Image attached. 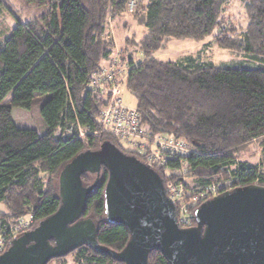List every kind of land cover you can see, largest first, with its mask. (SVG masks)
Returning a JSON list of instances; mask_svg holds the SVG:
<instances>
[{"label": "trees", "instance_id": "obj_1", "mask_svg": "<svg viewBox=\"0 0 264 264\" xmlns=\"http://www.w3.org/2000/svg\"><path fill=\"white\" fill-rule=\"evenodd\" d=\"M24 1L43 8L42 13L18 20L8 31V18L0 9V220L13 224L31 216L34 226L54 213L62 168L104 141L143 159L138 150L124 148L120 138L100 130L98 112L106 99L88 87L93 80L106 83L98 75L115 54L113 77L134 97L146 133L183 139L190 149L182 172L189 194L217 181L233 188L264 186V0H240L244 25L224 16L228 0ZM130 1L132 18L144 32L126 35L117 54L107 17L119 20ZM209 35L210 43L232 52L234 60L215 64L192 55L174 60L155 56L171 39L198 41ZM35 104L44 129L18 127L12 106L29 109ZM75 121L95 133L81 139L54 133ZM250 141L260 148L258 164L239 157ZM165 166L178 168L179 159L168 158ZM154 170L166 175L163 168ZM41 173L47 174L45 179ZM107 177L105 168L81 174L83 185L94 184L86 194L83 217L91 218L99 244L120 251L129 234L106 217ZM201 203L189 205L193 224ZM69 257L74 264H123L86 244L47 264H66ZM148 262L168 264L157 249L150 251Z\"/></svg>", "mask_w": 264, "mask_h": 264}, {"label": "water", "instance_id": "obj_2", "mask_svg": "<svg viewBox=\"0 0 264 264\" xmlns=\"http://www.w3.org/2000/svg\"><path fill=\"white\" fill-rule=\"evenodd\" d=\"M104 166V211L129 238L120 251L98 243L95 226L83 217L86 194L81 174ZM60 204L51 215L14 237L0 264H47L86 244L123 264H149L151 250L168 264H264V186H237L202 202L195 224H177L175 203L160 175L132 154L104 141L73 157L58 175Z\"/></svg>", "mask_w": 264, "mask_h": 264}, {"label": "built area", "instance_id": "obj_3", "mask_svg": "<svg viewBox=\"0 0 264 264\" xmlns=\"http://www.w3.org/2000/svg\"><path fill=\"white\" fill-rule=\"evenodd\" d=\"M134 7V1L129 2V9ZM115 54L109 61V65L105 66L98 75L99 79H104L106 83H99L93 80L88 87L93 88L99 94H103L106 102L100 107L98 112V120L100 130L114 135L120 139L128 141L135 150L143 154V162L154 169L163 168L166 175L163 179V184L167 196L175 203L177 224L182 227H190L193 224L192 214L189 208L190 204L196 202H204L213 196L224 191L230 190L233 187L227 181H217L210 185H206L196 193H190L184 188V177L182 172L186 168L185 157L190 153V149L183 139H176L164 134L151 136L146 133L140 125V117L137 110L125 107L122 104L119 95L118 87L120 80L117 76L113 77L114 67L117 61ZM121 73V72H117ZM118 81H120L118 83ZM74 125L65 128L57 127L55 134L73 135L76 138H83L86 134L95 133V130H90L88 127L82 126L78 121ZM133 151V150H132ZM168 158H178L179 167L169 169L165 166ZM174 173L179 175H173ZM32 227V217L28 216L21 218L13 224L4 223L0 220V254L8 247L9 242L16 236Z\"/></svg>", "mask_w": 264, "mask_h": 264}, {"label": "rangeland", "instance_id": "obj_4", "mask_svg": "<svg viewBox=\"0 0 264 264\" xmlns=\"http://www.w3.org/2000/svg\"><path fill=\"white\" fill-rule=\"evenodd\" d=\"M0 9L7 16V24L9 27L5 31L11 29L18 20H28L38 18L42 13L43 8H35L27 4L24 0H0ZM134 11L128 8L126 13L120 17V19L108 18V36L113 40L116 46L115 53L119 54L122 42L126 35L135 34L139 37L143 34L144 30L141 26H138L131 13ZM224 16L229 20L235 21L239 25H244L246 22L244 9L240 0H228L225 5ZM4 25V24H3ZM212 36L209 35L202 40H190V39H171L164 49L155 53V56L165 60H174L183 55H192L202 61H212L215 64L228 62L234 60L235 56L227 49L220 48L215 44H211ZM119 56V55H118ZM138 58V56H136ZM120 80V78H117ZM121 81V80H120ZM118 81V83L120 82ZM119 95L122 100V104L125 107L133 108L135 106V99L125 87L124 83L120 82L118 87ZM11 116L14 123L18 127L34 128L37 131L44 129V122L40 113L39 105H32L29 109L22 107L12 106ZM124 148L129 150H135V148L126 140L120 139ZM242 160L249 163L258 164L261 160V151L258 147L257 141H250L243 149L239 156ZM264 171V170H263ZM42 179H45L47 174H40ZM3 207L0 204V210ZM66 264H74L72 258H66ZM53 264V263H51Z\"/></svg>", "mask_w": 264, "mask_h": 264}, {"label": "flooded vegetation", "instance_id": "obj_5", "mask_svg": "<svg viewBox=\"0 0 264 264\" xmlns=\"http://www.w3.org/2000/svg\"><path fill=\"white\" fill-rule=\"evenodd\" d=\"M95 149H96V148H95ZM86 150H87V149H86ZM103 168H105V167H104V166L100 167V169H99V172H98V173H97V172H94V173H97V174H99V173H100V171H101ZM105 169H106V168H105ZM34 226H35V225H34ZM34 226H32V227H34ZM32 227H31V228H32ZM31 228H30V229H31Z\"/></svg>", "mask_w": 264, "mask_h": 264}]
</instances>
